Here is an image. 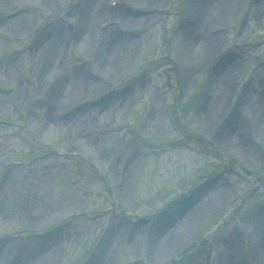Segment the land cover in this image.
Listing matches in <instances>:
<instances>
[{"label": "rangeland", "instance_id": "rangeland-1", "mask_svg": "<svg viewBox=\"0 0 264 264\" xmlns=\"http://www.w3.org/2000/svg\"><path fill=\"white\" fill-rule=\"evenodd\" d=\"M263 242L264 0H0L1 264Z\"/></svg>", "mask_w": 264, "mask_h": 264}, {"label": "bare ground", "instance_id": "bare-ground-1", "mask_svg": "<svg viewBox=\"0 0 264 264\" xmlns=\"http://www.w3.org/2000/svg\"><path fill=\"white\" fill-rule=\"evenodd\" d=\"M133 1H137V0H133ZM86 4H87V2H86ZM209 8V6L207 5L206 6V9H208ZM208 11V10H207ZM85 35V34H84ZM86 38H87V36H86ZM218 41H217V38H214V37H212L211 39H208L207 41H206V43L204 44V46H203V57H205L207 54H209L214 48H215V46H216V43H217ZM106 48H107V46H106ZM108 63H110V62H104V65H107ZM186 71H188L189 72V70H186ZM224 77H226V76H224ZM224 77H221L220 75H219V78H224ZM227 81V80H226ZM82 126H85L86 125V122H82V123H80ZM82 126H79V128H81ZM81 135H82V133L80 134V135H78V136H80V139H82V140H84V141H86L85 140V138L84 137H81ZM260 216V215H259ZM187 219V218H186ZM189 220V219H188ZM187 221V220H186ZM185 221V222H186ZM184 223V222H183ZM262 245H263V251H264V242L262 243ZM261 245V246H262ZM159 250H160V248H158V249H156L155 251H154V254H153V256H155L158 252H159ZM262 252V251H261ZM261 252H259V254H258V256L256 257V259L260 262L261 261V259H262V257L263 256H261ZM263 253V252H262ZM227 257L228 256H224V259H222L221 261H220V263H218V264H226L227 263ZM0 264H1V260H0Z\"/></svg>", "mask_w": 264, "mask_h": 264}]
</instances>
